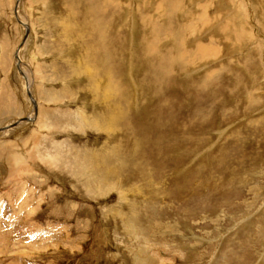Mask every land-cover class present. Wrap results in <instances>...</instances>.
Instances as JSON below:
<instances>
[{"label":"rangeland","instance_id":"obj_1","mask_svg":"<svg viewBox=\"0 0 264 264\" xmlns=\"http://www.w3.org/2000/svg\"><path fill=\"white\" fill-rule=\"evenodd\" d=\"M17 2L0 264H264V0Z\"/></svg>","mask_w":264,"mask_h":264},{"label":"bare ground","instance_id":"obj_2","mask_svg":"<svg viewBox=\"0 0 264 264\" xmlns=\"http://www.w3.org/2000/svg\"><path fill=\"white\" fill-rule=\"evenodd\" d=\"M21 1H22V0H18V2H20V3H21ZM18 2H17V3H18ZM20 3H19V4H20ZM23 24H24V23H23ZM28 88H29V86H28ZM107 89H108V88H107ZM107 89H106V90H107ZM29 90H30V89H29ZM107 91H108V90H107ZM28 93H30V92L28 91ZM106 93H107V92H106ZM109 93H110V90H109ZM109 93H108V94H109ZM111 93H112V92H111ZM28 95H29V94H28ZM29 97H31V95H29ZM36 106H37V105H36ZM37 112H38L37 109H35V111H34V117H36V116L38 117V113H37ZM35 115H36V116H35ZM34 117H33V118H34ZM30 121H32V119H31ZM11 127H13V126L11 125ZM6 131H7V130H6ZM0 132H5V131H0Z\"/></svg>","mask_w":264,"mask_h":264},{"label":"water","instance_id":"obj_3","mask_svg":"<svg viewBox=\"0 0 264 264\" xmlns=\"http://www.w3.org/2000/svg\"><path fill=\"white\" fill-rule=\"evenodd\" d=\"M28 32H29V31H28ZM28 34H29V33H27V35H28ZM28 94L31 95L30 93H28ZM30 98H31V100H32V96H31ZM34 103H35L34 106H35V108H36V107H37V106H36V102H34ZM36 109H37V108H36ZM25 121H26V120H25ZM29 121H30V119H29ZM6 129H7V128H6ZM6 129H3L2 131H5Z\"/></svg>","mask_w":264,"mask_h":264}]
</instances>
